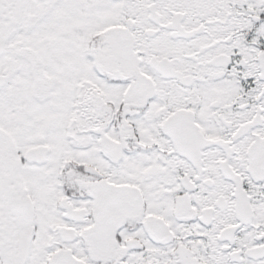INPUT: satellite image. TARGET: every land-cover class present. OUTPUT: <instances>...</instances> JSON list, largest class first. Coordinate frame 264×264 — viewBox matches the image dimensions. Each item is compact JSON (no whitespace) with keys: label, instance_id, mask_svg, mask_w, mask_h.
I'll use <instances>...</instances> for the list:
<instances>
[{"label":"snow or ice","instance_id":"obj_1","mask_svg":"<svg viewBox=\"0 0 264 264\" xmlns=\"http://www.w3.org/2000/svg\"><path fill=\"white\" fill-rule=\"evenodd\" d=\"M0 264H264V0H0Z\"/></svg>","mask_w":264,"mask_h":264}]
</instances>
